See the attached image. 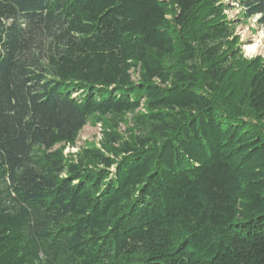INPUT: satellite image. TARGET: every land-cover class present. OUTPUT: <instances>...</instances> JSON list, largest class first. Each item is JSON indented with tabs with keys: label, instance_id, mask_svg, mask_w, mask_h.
<instances>
[{
	"label": "trees",
	"instance_id": "trees-1",
	"mask_svg": "<svg viewBox=\"0 0 264 264\" xmlns=\"http://www.w3.org/2000/svg\"><path fill=\"white\" fill-rule=\"evenodd\" d=\"M255 17L264 0H0V264H264ZM88 124L99 142L65 154Z\"/></svg>",
	"mask_w": 264,
	"mask_h": 264
},
{
	"label": "rangeland",
	"instance_id": "rangeland-1",
	"mask_svg": "<svg viewBox=\"0 0 264 264\" xmlns=\"http://www.w3.org/2000/svg\"><path fill=\"white\" fill-rule=\"evenodd\" d=\"M232 3L234 0H225ZM233 6L232 10L228 11L230 17H239L241 9L237 3ZM237 34L240 36V43L244 58L253 59L261 56L264 58V25L258 22V18H251L242 20L238 25ZM125 131V127L121 128ZM102 138L101 127L98 125L88 124L82 130L77 146L74 148L67 147L65 154L77 153L82 147L90 143H98Z\"/></svg>",
	"mask_w": 264,
	"mask_h": 264
}]
</instances>
